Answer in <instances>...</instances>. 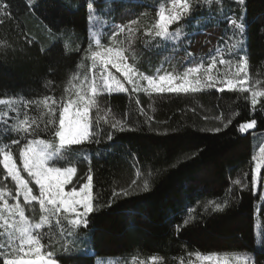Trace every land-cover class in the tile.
<instances>
[{
  "label": "trees",
  "instance_id": "16d2710c",
  "mask_svg": "<svg viewBox=\"0 0 264 264\" xmlns=\"http://www.w3.org/2000/svg\"><path fill=\"white\" fill-rule=\"evenodd\" d=\"M6 2L11 8L8 16H0V99L18 102L12 114L13 125L24 120L27 112L24 127L35 128L38 124L43 128L52 100L59 103L73 98V87L89 75L88 0H59L66 8L55 13L58 31L50 23L53 12L46 0L38 1L39 10L25 8L24 0ZM170 4L171 0H132L129 6V0H122L113 7L111 0H96L94 6L98 12H121V22L125 15L136 16L135 46L124 51L128 61L135 62L145 75L177 76L207 62L212 55L213 49L207 53L199 52L197 47L203 49L221 41L223 35L205 20L213 21L211 15H219L222 7L226 14L239 15V10H234V0L213 4L211 12L189 21L180 39L173 42L155 37L153 31L159 8ZM241 8L243 15L246 13L248 80L251 88L261 91L264 0H246ZM162 66L165 72H157ZM46 98H50L48 107ZM96 99L99 112L91 108L90 119L102 117L101 142L73 145L65 149L70 163L58 158L51 163L76 167L74 182L80 181L77 187L85 182L89 170L93 175L89 227L80 232L75 244L69 245L81 255L74 264H95V258L152 257L160 258V264H176V260L193 254L245 252H253V264H264V233L258 237L255 234L259 196L252 189L251 139L252 134L264 132V111L260 110L264 100L253 110L249 92L207 88L188 93H150L136 92L128 86L126 93H100ZM28 100L35 103L25 109ZM252 119L257 121L256 127L239 132V125ZM115 120L123 123L124 132L110 128ZM3 127L0 139L18 160L17 147L10 145L17 133ZM216 128L221 131H213ZM108 131L113 132L112 141L107 140ZM35 138L52 140L55 145L57 142V138L43 133ZM1 176L14 190L0 167ZM133 179L140 188L131 198L112 197L113 190L119 192ZM145 179L147 192L141 190ZM237 180L241 183L236 184ZM216 204L223 205V211L214 210ZM62 223L67 226V221ZM53 225L55 220L41 235V252H51L50 259L62 264L64 241L58 235L59 228L49 231ZM85 247L93 252L92 256L84 252Z\"/></svg>",
  "mask_w": 264,
  "mask_h": 264
},
{
  "label": "snow or ice",
  "instance_id": "6c2138e0",
  "mask_svg": "<svg viewBox=\"0 0 264 264\" xmlns=\"http://www.w3.org/2000/svg\"><path fill=\"white\" fill-rule=\"evenodd\" d=\"M96 0H88L87 2V22L91 23L93 18L97 14V9L94 6ZM113 7L116 3H122V0H111ZM132 0H129V6H131ZM47 8L52 10L53 19L50 20L53 28L58 26L55 23V13L59 8H66L65 5L59 4V0H46ZM239 6L243 7L246 4V0H236ZM223 5V0H171L169 7L165 8L161 6L157 12V20L153 26L154 36L161 40L177 41L180 39L181 25L187 24L189 21L199 19L212 11V5ZM205 5L208 6L205 9ZM25 8H32L39 10L40 5L34 3V0H24ZM11 5L6 0H0V16H8ZM246 13L245 15H228L225 14L224 20L227 23L228 30L231 35H228L226 31L225 37H221L223 43L227 46V55L233 57V59H219L220 65H226L230 69L234 64L235 70L228 71L223 74L227 79H219L211 74L210 68L215 67L216 61L214 59L210 68L204 69L201 74L204 79L200 78V68L189 67L183 73L182 77H173L171 74L159 75L158 80L151 75H145L142 72L133 71L131 67H125L121 69L123 62V55L119 51L108 49L104 52H93L92 58L95 64L97 58L100 60V81L97 83L95 80L90 86V94L88 91H77L76 98H69L67 101L57 102L52 100V107L48 109L49 119L44 123L43 128L40 125H36L35 128L24 127L27 122V112H25L24 120H21L19 124L12 125L11 130L17 133V137L12 139L11 144L15 145L19 152V159L22 161V171L26 172L28 177L35 181V184L39 186V194L33 195V189L29 187V181L25 180L21 176V170L17 168L16 163L12 159V153L10 151H4L0 149V153L3 154V158L0 159V164L3 165V169L6 170V176L11 177V180L15 182V194L8 191L0 190V237H4L3 242H0V257H4L0 264H58L57 260L50 259L51 252L42 253L41 248L44 245L41 244V234L37 231L42 228L43 224L51 223L50 217L55 216V225H53L49 231H54L55 228H59L58 235L61 240L64 241V257L62 258V264H74V262L81 260V255L74 252L69 245L75 244L76 238L79 237L80 232L88 229L90 214L93 213L92 203V185L93 175L91 170L87 175V183H83V186L77 191V185L80 183L79 179L76 182L72 181V177L76 173V167H56L49 166L48 161H54V158L63 159L71 162L65 149L71 148L73 145H81L84 142L96 143L101 142V124L102 117L90 119V109L95 107L97 113L99 112V105L97 102V89L101 87L102 90L108 93L112 92H124L127 91L124 84L119 80H116L110 72L105 74L109 65L117 70L124 72V77L129 83L134 85L133 91L151 89L157 93L164 92H197L202 88L213 89L218 87L219 84H226L231 90L239 92L251 93V105L255 110L258 103V97H264V90L257 91L251 87H245L248 82V60L246 53L241 55L244 46V37L246 33ZM135 23V21H133ZM176 25L174 29L171 26ZM171 29V30H170ZM51 32V29H49ZM120 31H123L121 28ZM264 32V29H261ZM55 35V33H53ZM59 40V37L56 38ZM231 41V43H229ZM97 45L100 41H96ZM191 56V53H188ZM138 76V79L134 80L133 77ZM192 77V79H190ZM178 80L179 83L173 81ZM139 81H147L148 88L142 89L139 85ZM258 83V82H257ZM47 99L45 100V107H48ZM35 101L28 100L23 107L27 109ZM139 104L140 101L137 100ZM261 111H264V101L261 102ZM13 102L10 100L0 99V105H8L12 107ZM13 111L15 109L13 108ZM2 117H8V113H0ZM36 124L35 121H32ZM231 120L224 125L227 128ZM3 124L8 126L10 124V118L4 119ZM257 121L252 119L248 122L239 125V132L245 133L250 129L256 127ZM110 128L124 132L126 129L120 120H115L110 123ZM175 131V129H173ZM213 131L220 132V128H216ZM40 133L46 136H53L58 138L59 145L56 146L52 140L49 139H36ZM22 134V135H21ZM33 138H29V137ZM114 135L112 131L107 132V140L112 141ZM264 154V148L260 149ZM256 160V157L252 158ZM262 165H264V155L261 156L253 169L252 184L255 187L257 184L264 186V171H262ZM2 183V182H0ZM236 184H240L241 181H235ZM71 185L69 191H65V185ZM6 187V186H5ZM148 180L143 181L144 192L148 191ZM246 187V185H245ZM140 188L136 179H133L128 187H122L119 192L113 190L111 195L113 198H119L121 196L131 198L137 189ZM23 197L25 205H31L32 202L38 201L41 211L46 212L47 215L40 216L39 223H30L25 213V207L21 206V202L18 197ZM8 197L16 200V203H9ZM223 205L216 204L214 210L223 211ZM65 213L74 216V219H70ZM62 221H67L65 226ZM187 223V221H185ZM82 226V227H81ZM51 239V238H50ZM45 255L49 257L45 258ZM11 257V258H9ZM207 259L212 260V257ZM96 264H104V261L97 260ZM213 264H229L228 259L215 260ZM236 264H246L244 259H237Z\"/></svg>",
  "mask_w": 264,
  "mask_h": 264
},
{
  "label": "rangeland",
  "instance_id": "374dc122",
  "mask_svg": "<svg viewBox=\"0 0 264 264\" xmlns=\"http://www.w3.org/2000/svg\"><path fill=\"white\" fill-rule=\"evenodd\" d=\"M39 0H34V3H38ZM234 3L236 5V7H234V10L237 9L239 10V15H243L242 12V8L241 6L238 5V3H236V0H234ZM226 11L225 7H222L221 9L219 8L218 10V14L216 15H211V17L213 18V21H208L205 20V22H208L210 26H213L214 28L217 29V31L219 30L220 34L223 35V37H225V39H227V37L225 36L226 31L228 32V35H231V32L228 30V26L224 23V16L226 13H224ZM237 15L236 13H231L228 15ZM136 16L134 15H130L129 17H124V21L121 22V12L120 13H115V12H109L108 10L105 11V13L103 12H98L96 16L93 18V21L91 23H89V28H88V36L89 39L91 40V60H90V71H89V75L84 77V78H80L77 82V85H75L72 89V93H73V98H76V92L77 91H88L90 94V86L92 85L93 81L95 80L97 83H99L100 81V60L99 58L96 59L95 64L93 62V58H92V53L93 52H104L107 51L108 49H113L114 51H119L124 59L123 62L121 64V69L125 68V67H131L133 69V71H138V72H143V70L139 69L137 67V64L135 62L131 63V60H127L124 51H129L130 49L134 48V35H135V31L137 29L136 27ZM133 21H135V23H133ZM172 29H174L176 27V25L171 26ZM123 29V31H120V29ZM171 30V29H170ZM186 30V24L181 25V31H185ZM107 38V39H106ZM126 38H129V40H126ZM103 39H105V41H102ZM244 39V46H243V50L241 52V55L245 54V50H246V37L243 38ZM99 40L100 44L97 45L96 41ZM221 40V38H220ZM120 41L122 43H120ZM216 44L211 45L210 47H206V48H196V50H198L199 52H211V50L213 49L212 55L210 56V58L207 60V62H201L199 64L203 65V67L200 68V73H197L196 75H200L201 79H204V77L201 75L204 72V69L206 68H210V65L213 64V61L215 59L216 64L215 67H211L210 71L211 74L215 77L219 79H227L226 77L223 76V74L225 72L228 71H234L235 67L234 64L231 67V69L226 66V65H220L218 63L219 59H233V57H230L227 55L226 52V45L223 43V41L221 40L220 42L215 41ZM231 43V41L229 42ZM215 49V50H214ZM203 54V53H202ZM108 72H110L112 74V76L115 77L116 80H119L121 83L124 84L125 88L127 89V86L131 89L134 88V85L129 83L128 80L125 79L124 77V72L122 70H117L115 68H112L111 65H109L108 69L105 71V74H107ZM156 73V72H155ZM183 73L181 75H177L174 77H182ZM154 78H156L158 80L159 76H153ZM134 80L138 79V76H134L133 77ZM190 79H192V77H190ZM174 83H179L180 81L175 80L173 81ZM139 85L142 89H147L148 85H147V81H139ZM245 87H251L249 84V80L248 82L245 84ZM203 89H207V88H202L200 90ZM218 90H225V91H232L231 89H229L227 87L226 84H219L218 83V87L215 88ZM199 90V91H200ZM256 90V89H255ZM138 91H144V90H136V92ZM259 91V90H257ZM146 92H154L151 89H148ZM100 93H108L106 91L102 90V85L101 87H98L97 89V94ZM113 94H122V93H126V91L124 92H112ZM250 98H251V93L249 92ZM258 103L260 100H264V97H258ZM13 102L12 107H9L8 105H0V113H8V117H2L0 116V133L1 131H4V124H3V120L4 119H9L10 118V124L7 126L6 131L9 129L11 130V126L13 125V113L16 112V107L18 106V102L16 100H10ZM257 103V104H258ZM13 108L15 109V111H13ZM251 139H252V144H253V153L254 156L256 157V160L253 161V169L254 166L256 164V162L258 160H260L261 156L264 155L261 153L260 149L264 148V132L261 133H254L251 135ZM12 145V144H10ZM59 145V140L57 138V142H56V146ZM0 149H3L4 151H10V146L6 145L3 143V141L0 139ZM11 152V151H10ZM3 158V154L0 153V159ZM12 159L13 161L16 163L17 168L21 170V176L29 181V187H31L33 189V195H38L39 194V186L35 184V181L32 180L30 177H28L26 172L22 171L23 168V164L22 161L19 159L15 160V158L12 155ZM49 164V166H52L51 163L52 161H48L47 162ZM1 169L5 172L6 175V170L3 169V165L0 164ZM262 171H264V165H262ZM254 173H252L253 176ZM7 177V176H6ZM11 180V177H8ZM74 178H75V174L72 177V181L74 182ZM5 176H1L0 177V190H3L5 192L11 191L13 192V194H15V182L11 180V182L14 184V190L11 189L6 183H5ZM84 183H87V179L85 180ZM6 186V187H5ZM83 186V184H81L79 187H77V191L80 190V188ZM71 188V185L66 184L65 185V191H69ZM253 189V193L254 195H258L259 196V201L258 204L256 206V222H255V234L258 235L260 233H264V186H261L260 184H257L255 187H252ZM9 199V203H16V200H13L11 197H8ZM18 200L21 202V206L25 207V213L26 216L28 217V220L30 223H39L40 221V216L42 215H47L46 212L41 211L40 207H39V202L38 201H34L31 203V205H25L23 202V197L19 196ZM3 202L0 201V204H2ZM64 215H68L70 219H74L75 217L72 216L71 214L65 213ZM50 219V224L49 223H45L43 224L42 228L37 230L41 235H44V229L50 227L52 225V223L54 222V220H56L55 216H52L49 218ZM82 227V226H81ZM0 231H2V229H0ZM5 238L4 237H0V242H3ZM88 247H85V253L87 255L92 256L93 252L90 249H87ZM256 250H259V246H258V242H257V246H256ZM83 251V250H82ZM252 255L253 252H245V253H241V254H225V255H218V254H206V255H198V254H193L188 256L187 258H180L178 260H176V264H213V262L215 260H223V259H228L229 260V264H236V260L237 259H244L246 261V264H253L252 263ZM208 257H212V260L207 259ZM4 259V257H2ZM11 258V257H9ZM46 259H48L47 257H45ZM97 260H102L104 261V264H160L162 261L160 260V258L157 257H152L150 259H146V260H140V259H122V258H95V264L97 262ZM161 261V262H160Z\"/></svg>",
  "mask_w": 264,
  "mask_h": 264
},
{
  "label": "crops",
  "instance_id": "0c3cea01",
  "mask_svg": "<svg viewBox=\"0 0 264 264\" xmlns=\"http://www.w3.org/2000/svg\"><path fill=\"white\" fill-rule=\"evenodd\" d=\"M155 54L158 55V54H159V51L156 50ZM162 63H163V62H162ZM172 70H173V69H172ZM158 71H160V72H165V70L163 69V66L160 67V68L157 70V72H158ZM168 74H171V73H168ZM160 75H164V74H160ZM171 75H172V74H171ZM155 76H159V74L157 73V75H155ZM172 76L174 77V75H172Z\"/></svg>",
  "mask_w": 264,
  "mask_h": 264
}]
</instances>
